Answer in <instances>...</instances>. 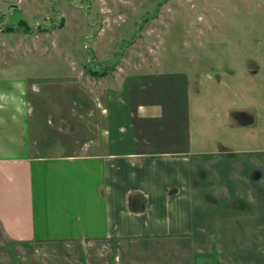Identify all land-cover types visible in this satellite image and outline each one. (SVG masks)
Wrapping results in <instances>:
<instances>
[{
	"label": "crops",
	"instance_id": "1",
	"mask_svg": "<svg viewBox=\"0 0 264 264\" xmlns=\"http://www.w3.org/2000/svg\"><path fill=\"white\" fill-rule=\"evenodd\" d=\"M81 69L50 93L35 75L0 76L2 234L101 243L99 264H143L146 250L121 245L148 239L170 248L148 250L158 255L145 264H264V128L257 147L246 132L237 146L219 135L264 123V103L231 104L221 75L186 77L163 99L141 89L151 73L116 72L108 84L104 69L88 88ZM233 180L245 188L226 195L223 215Z\"/></svg>",
	"mask_w": 264,
	"mask_h": 264
},
{
	"label": "rangeland",
	"instance_id": "2",
	"mask_svg": "<svg viewBox=\"0 0 264 264\" xmlns=\"http://www.w3.org/2000/svg\"><path fill=\"white\" fill-rule=\"evenodd\" d=\"M79 68L88 88L98 84L90 72L94 69L109 71L108 84L117 73H151L142 79L141 89L150 98L163 99L175 95L170 90L184 89L186 77L211 81L221 75L217 87L228 102L262 108L264 0H0V76L35 75L40 90L50 93ZM263 128L264 123L232 126L219 135L237 146L235 137L246 132L253 140L245 146L257 147ZM235 183L223 182L229 190L220 198L223 215L226 195L238 196L234 189L245 188ZM102 246L53 240L21 245L0 231V264H99L95 252ZM121 247L146 250L133 255L143 264L158 255L147 257L148 250L170 248L156 239Z\"/></svg>",
	"mask_w": 264,
	"mask_h": 264
},
{
	"label": "trees",
	"instance_id": "3",
	"mask_svg": "<svg viewBox=\"0 0 264 264\" xmlns=\"http://www.w3.org/2000/svg\"><path fill=\"white\" fill-rule=\"evenodd\" d=\"M26 27V26H25ZM91 73H93V74H98V73H100V72H102V74L103 73H106L104 70H97V69H94V70H92V71H90Z\"/></svg>",
	"mask_w": 264,
	"mask_h": 264
}]
</instances>
